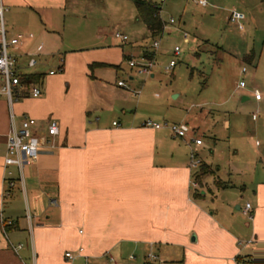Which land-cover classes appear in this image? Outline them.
<instances>
[{"label":"crops","instance_id":"crops-1","mask_svg":"<svg viewBox=\"0 0 264 264\" xmlns=\"http://www.w3.org/2000/svg\"><path fill=\"white\" fill-rule=\"evenodd\" d=\"M1 1L7 38L23 36L10 53L21 73L43 77V94L29 90L12 107L0 97V264H113L109 256L127 264L144 252L160 264H264V175L237 183L217 176L201 157L210 144L194 142L199 114L178 118L196 127L185 138L144 126L166 119L145 113L136 85L143 74L131 68L130 82L122 79L113 46L66 48L59 38L62 13L89 0ZM61 51L64 58L51 66ZM141 58L154 61V53ZM24 116L37 119L40 134L57 121L59 135L55 148L42 145L25 166L22 182L5 155L12 125L20 127ZM193 152L202 160L198 168L191 167ZM67 251L76 258L68 260Z\"/></svg>","mask_w":264,"mask_h":264},{"label":"rangeland","instance_id":"rangeland-1","mask_svg":"<svg viewBox=\"0 0 264 264\" xmlns=\"http://www.w3.org/2000/svg\"><path fill=\"white\" fill-rule=\"evenodd\" d=\"M233 10L244 13V29L230 23ZM161 18L166 28L153 37L138 19L133 0H89V4L80 3L62 13L59 38L66 48H79L83 44L113 46L123 61L121 78L127 82H130L129 60L146 63L149 59L141 58L144 51L154 53V77L138 75L134 69L137 93L143 90L146 97L145 113L152 115L155 110L165 116L160 120L166 119L162 122L168 123H179L186 114L190 118L199 114L202 117L196 122L198 134L211 146L201 157L208 165H214L217 176L235 183L251 180L256 174L262 177L264 0H166ZM172 18L175 22L171 24ZM116 32L126 34L128 41L116 38ZM184 32L190 35V43L185 41ZM154 41H160V48L153 47ZM175 46L181 47L178 56L173 52ZM64 56L61 51L51 66ZM172 60L176 61L174 68L169 67ZM243 67L247 68L246 73H242ZM241 80L246 82L245 88L238 87ZM256 88L261 101L255 98ZM244 96L249 99L243 101ZM225 120L229 121L228 127ZM208 175L209 180L214 178ZM250 190L246 194L250 195ZM241 202L245 203V197ZM144 253H134L136 259L132 262H126L125 257L124 262L160 264L147 256L150 252Z\"/></svg>","mask_w":264,"mask_h":264},{"label":"built area","instance_id":"built-area-1","mask_svg":"<svg viewBox=\"0 0 264 264\" xmlns=\"http://www.w3.org/2000/svg\"><path fill=\"white\" fill-rule=\"evenodd\" d=\"M158 5H163L166 0H153ZM201 3H205L201 1ZM5 11L6 8L0 0V97L1 95H5L8 98L9 105L12 107L15 100L23 98V87L20 81V77L23 73H21L20 69L17 66L16 58L10 53V47H14L17 49L23 39L22 35H18L11 39L7 38L6 25H5ZM245 19V15L243 12L239 10H233L230 14L229 21L230 23H234L239 25L241 29H244L243 20ZM175 20L172 18L170 23H174ZM166 28V24H165ZM115 37L122 40L123 42L128 41V36L126 34L116 32ZM184 38L188 40V34H184ZM154 48H160V41H154ZM174 54L178 56L181 52L180 46H175L173 50ZM38 64V60L36 58H31L28 62L30 67H34ZM154 65L153 60H149L146 63H140L137 60L130 59L129 66L133 69H137L139 74H150L151 69ZM176 65V61L172 60L170 62L169 67L173 68ZM246 68H243V72H246ZM50 74H55V70H51ZM119 86L126 87L124 81L118 82ZM241 88L246 87V82L242 80L239 84ZM43 94V89L40 84H32L30 86V95L32 97H40ZM255 98L260 100L261 93L258 89L254 91ZM37 124V119L24 116L21 126L16 127L14 124L8 134L7 144H6V155H5V166L16 165L20 171L21 181L23 182L24 178V168L27 164L36 160L39 152L41 150L42 145H47L50 148H55V137L59 135V125L58 122L53 120L48 126L46 134H40L37 131H34V126ZM144 126L161 129L168 128L172 135L176 138H185L188 134L194 131V128L188 124L184 123H168V122H157L153 120H147L144 123ZM194 142L201 146L203 145L202 137L194 138ZM202 164V160L197 156L195 152L191 153V167L198 168ZM195 187L198 186L197 182L193 183ZM14 183L11 182L10 186H13ZM252 206L250 203H247L244 212L246 214L250 213ZM9 222L8 224H10ZM83 254V247L79 248L78 256ZM68 260H74L76 258V254L73 251H67L65 254ZM152 259H157L156 256L152 254L149 255ZM135 257L130 256V259L133 260ZM87 259V258H86ZM109 262L113 264H123L117 262L113 257L109 256Z\"/></svg>","mask_w":264,"mask_h":264},{"label":"trees","instance_id":"trees-1","mask_svg":"<svg viewBox=\"0 0 264 264\" xmlns=\"http://www.w3.org/2000/svg\"><path fill=\"white\" fill-rule=\"evenodd\" d=\"M133 1L137 7L139 19L146 24L151 35L155 37L161 34L165 29V23L161 18L162 6L153 0ZM42 80V76L35 77L33 75L22 74L20 81L23 87V97L28 96L32 84H40Z\"/></svg>","mask_w":264,"mask_h":264}]
</instances>
